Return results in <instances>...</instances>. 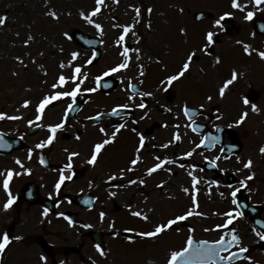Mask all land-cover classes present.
<instances>
[{"label":"snow or ice","instance_id":"1","mask_svg":"<svg viewBox=\"0 0 264 264\" xmlns=\"http://www.w3.org/2000/svg\"><path fill=\"white\" fill-rule=\"evenodd\" d=\"M119 3L120 0H112L113 5H118ZM50 5H52V0H43V15L46 18H50L56 24L61 22L62 17L66 16L70 18L73 15L71 10L61 12L54 6L50 7ZM142 7V4L137 3H130L128 5V8L134 13L129 23L121 24L117 22L115 16L111 17L112 23L110 24V28L115 30L116 33L111 41L112 46L117 51V61L114 64L101 68L99 73L93 74L90 66H95L94 61L97 60L99 55L95 49L90 54L83 50L71 49L67 52V56H64V45L53 44L52 47L64 58L57 61V72L51 83L47 79L41 80V84L47 85L48 90L37 98V102L34 105L31 98L22 99L14 109L15 114L0 110V121H22L25 119V113L22 110H31L33 117L27 119V126L29 128L44 130L46 136L27 150L26 160L32 161L34 153H37L38 163L46 167L49 163L46 155L37 150L51 151L60 139L59 134L67 132L68 127H75V125L69 123L68 116L69 113L82 110L78 105V98H82L83 102L88 104L92 100L90 94L98 93L101 87H111L110 82H105V78L116 76L122 84L126 83V87L123 89L126 94L125 102L112 106L108 112L97 111L95 115L84 117L85 120L93 122V127L96 128L100 135L96 140L88 144L83 163L92 169H96L100 165L103 153L107 151L108 147L117 142L122 131H128L134 134L137 142L124 165L119 166L115 171L110 170L105 173V179H103L102 183L106 185L104 192L107 195V199L115 200L119 197L120 190H128L135 187L141 190L139 191V195L142 197L140 203L147 206L150 196L146 195L142 189L148 186L149 178L161 171L168 173L169 177L176 175L177 173L173 171L174 166L183 170L188 178L187 186L181 185L179 191L189 199L190 204L178 214L154 221L152 219V215L156 211L154 207H147L145 211L143 207L134 205L133 203H126L124 208L127 210L129 216L149 225L145 229H137L135 227L117 229L115 218L110 217L109 213L103 208L97 210L99 222L104 224L107 218L108 231L113 239L122 238L129 245L135 244L137 239L155 243L170 232L181 233L183 231L181 227L182 222L188 221L190 218L200 217L204 219L208 217V213L197 210L199 209L197 196L200 192L198 186L201 183L206 185V194L209 198L213 194L214 187L219 190L223 186L229 191L227 194L224 191H218L219 197L229 200L230 205L234 207H229L222 211H214L212 215L221 217L222 222L215 224L213 227L203 228V232L205 233L219 231L218 238H197L196 228L188 226L181 245L179 247L170 246L167 249L164 264H237L238 261H243L245 264H262L260 260L247 255L249 245L244 243V238L239 234L238 228L234 226V222L245 218V211L242 209L248 207V205H241L238 201V193L242 190H246L249 193L258 191V189L254 190L250 187V182L254 181L257 176L254 159L252 155L242 157L232 152V149L236 147L234 144L229 146V151L232 152L231 156L225 155L222 147L219 149V154L214 156L205 155L201 149H215L221 138L218 135L204 133L202 131L204 125L198 124L196 121V117L205 116L204 110L208 104L214 105L215 121H223L225 116L221 112L222 102L228 98L229 93L234 92L236 85L246 78L247 72L243 69L232 67L228 77L217 83L215 94H206L203 98L204 102L196 107L191 106L188 98H184L179 103L169 106L168 104L161 103L158 95L160 93H169L174 85L188 79L191 76L193 65L196 61L201 60L202 57L212 58L211 67L213 69L221 65L223 59L220 54H217L216 48L222 43L221 35H227L229 32L227 26L229 18H234L239 12L242 14L241 19L243 21H253L258 12L264 11V0H229L230 10L221 12L215 18H212L209 23H203L207 17L204 12H200L194 17L196 25L180 26L178 31L183 38L182 42L185 48L179 62L172 65L174 67L173 71H169L170 64L165 63L160 55H156L155 57L152 55L147 56L149 66L153 63L161 65L164 72V75L158 79L155 86L150 90L142 87L145 84L144 77L147 74V69L143 62L144 52L141 46L143 36L136 31L137 26L144 20ZM170 7L172 6L170 5ZM174 7L181 15L185 13V7L179 4L174 5ZM103 9H107L109 12L113 10L107 3V0H94V6L90 10L83 8L77 10L79 18L86 24L94 27L97 34L102 37L100 40L101 44L106 43L103 37L107 35L103 23L99 21V17L103 14ZM153 11L154 9L151 5L144 9L148 17L144 23V27L149 32H151L153 26L151 20ZM8 22L7 13L0 14V30L4 29ZM33 23L29 22L26 25L28 31L20 45L24 49H29L37 41V35L31 30ZM198 25L203 26L198 27ZM260 27L264 29V25ZM60 35L67 40H72L73 38L68 30L62 31ZM250 35L255 39V32H252ZM14 36L19 38L21 33L16 31ZM129 36L133 39L136 47L129 46L127 42ZM43 38L45 40L48 39L47 36ZM88 43L94 44L95 41H89ZM233 43L240 46L243 54L247 57L251 58L255 55L260 61H264V49L257 48L253 43L242 39H236ZM11 46L17 47L15 40ZM166 47L171 52V45H167ZM25 55L30 58L27 62L24 55L13 56V60L18 67L11 69V77H20L21 70L30 71L29 63L36 65L37 70L43 77H48V68L45 67L44 63H40L38 59L45 56L43 50H38L36 56H32L30 51L25 53ZM133 66L136 69L134 75H127ZM199 71L207 75L203 66L199 67ZM24 91L32 92L31 85L26 86ZM147 98H151L152 103L163 113L169 114L171 121H174L164 120L160 124L161 128L170 130L169 137L162 143H151V148L159 151L179 148L185 142L188 145L186 149L179 152V155L173 153L172 155L161 156L156 154V152L151 153V164H146L142 153L151 141L156 140V137H148L139 129V125L142 122L153 118V108L149 105ZM256 99L257 97L255 96L250 97L249 94L241 92L237 98L239 105L237 113L228 121L226 127L229 129L240 128L245 125L251 114L258 116L264 112V109L254 102ZM57 102L65 105L60 118L56 121L45 122L46 110L50 106L55 107ZM134 113L136 114L134 115ZM106 115L119 117L121 122L112 124L110 127H105L100 118ZM205 118L207 117L205 116ZM129 122L132 125L131 127ZM76 123H80V121ZM223 127L220 123H213V128L217 132L222 131ZM83 128L87 131L88 125H83ZM245 135H247V132H245ZM23 138V136L20 137L21 140ZM73 139L77 144L83 143L84 133L77 129ZM5 147L10 148L11 145L0 134V148ZM61 151L64 153L66 162L58 168L53 169L56 177L52 183L53 191L49 193L50 199L60 197L62 188L66 187L68 182H74L78 176L75 164L76 160L82 156L81 150L77 147L63 146ZM258 152L261 157H264V144L259 146ZM194 156L201 157L205 162H210L212 168L219 169L221 172L226 171V169L221 168L219 162L231 160L234 156L236 164L239 165L235 169V172L241 174L238 183L235 185L231 183L222 185L216 179L209 180L204 176L198 175L197 170L203 172V168H200L196 163L183 162ZM13 163L15 167L0 169V189L5 194V198L0 202V215H6L15 211L14 206L17 205L19 196L14 194L11 189L14 177L31 175L33 171L32 168L27 166L25 160H22L20 157H15ZM140 165H145L142 175L128 178L129 174H135L141 170ZM116 181L120 182L114 183ZM168 183L169 180L161 179L154 185V188L163 190ZM87 187L93 189L99 188L100 185L96 184L95 179H89ZM177 198L171 191L165 194V199L175 200ZM99 200L100 197L95 196L84 199L83 204L89 206L88 211H92L95 207V202ZM65 201L68 204L72 203V200L65 196L63 200L57 201L55 207L59 208ZM50 213L51 210L48 207H44L40 212L41 218L39 223L44 224L45 221L51 223V220L48 219ZM55 215L57 218L64 219L70 228L77 227V222L64 211L56 212ZM255 225L264 227V220H256ZM255 225L251 228V231L258 237L259 241H264V231H258ZM79 226L84 229H92L94 227L92 223H82ZM24 240L25 236L23 234H11L9 230H0V264H3L4 258L7 252L11 250V247ZM94 249L100 260L109 261L112 255L111 249L103 247L102 242L95 243ZM88 259L91 264H99V260L92 256H89ZM38 264H49L48 257L43 252L38 255ZM58 264H67V261L60 259ZM148 264H155V261L149 260Z\"/></svg>","mask_w":264,"mask_h":264},{"label":"flooded vegetation","instance_id":"2","mask_svg":"<svg viewBox=\"0 0 264 264\" xmlns=\"http://www.w3.org/2000/svg\"><path fill=\"white\" fill-rule=\"evenodd\" d=\"M165 49L168 52L169 55V64L170 66L174 65V55L171 52L168 51L167 45H165ZM134 55V54H133ZM144 54V58H145ZM154 57V56H153ZM146 63L145 59L143 61ZM229 64V63H228ZM228 64H221L220 70L216 72L217 76L213 78V83L217 85V83L220 80H223L228 77L229 72L232 67H236L239 69H243L247 72V76L245 79L241 80L235 87L234 92L228 94V98L222 102L221 106V112L224 113L225 119L223 121H215V112H214V105L208 104L206 105V108L204 110L205 116H199L196 117V121L198 124H203V132H214L217 131L215 128H213V123H220L222 124L223 130L220 132H217L216 135L220 136V142L216 146L215 149L207 150V149H201V151L204 152L205 155H216L219 154V149L222 147L224 149L225 155H232V152H235L242 157H247L248 155H252L258 150L259 146L261 144H264V112H262L260 115L251 114L250 118L246 121L245 125L241 126L240 128H234L229 129L226 127V124L230 119H232L236 113V103H238V96L241 92L245 94H249L251 96L257 97V99L254 101L258 103V105L264 109V101L261 103L262 98L264 97V68L261 69H248V62H244L239 59L238 56H236L235 60ZM228 68V70H227ZM147 74L144 77L145 84L142 86L145 89H152L155 84L157 83L158 79L163 76L160 75V72L157 70H153L151 66H146ZM174 70V69H173ZM136 69L133 66L131 71L127 73V75H134ZM171 71V70H170ZM135 82V81H134ZM210 83L206 84H211ZM120 86H122L120 88ZM120 86L115 89V93L117 92V96L114 97L115 100H118L117 103H103V106H97V104L91 103L89 105V108L87 110L83 108L76 120L69 121L70 124L75 125V127H68L67 132L60 133V140L63 144H66L65 146L70 147H77L81 150L82 156L76 160V171H77V178L74 182H72V188L74 192L72 194H69V192L63 191L60 197H56L53 199L49 198V193L53 191L52 189V175H56V173L53 171V169L58 168L61 166L65 161L64 153L60 150L59 152L62 154H58V150H51V151H45L40 150L42 154L46 155V158L48 159L49 163L46 167H43L42 171L35 174H41L42 176L40 178H37L35 180L29 179L26 183H35L38 187V196L37 201L41 202V204L44 202L45 204H48V208L51 210L50 216L48 219L51 220V223H48L45 221L44 224H40V212L44 208L42 205H34L26 208V210H30L35 208L32 215L27 216H21L17 215L16 219L17 222L21 218H25L26 222L29 223V228L27 232L28 236V247L32 249V247L41 249V244L44 245V255L48 257L49 262L52 264L54 262H58L60 259H64L67 261V264H77V262H80L81 264H91L88 257L92 256L99 261L100 258L95 253V249L92 250L90 247H86L85 239H87L88 233L92 229H84L80 227L79 225L82 223H92L95 224L96 222H99L98 220V209L103 208L109 213V216L112 218H115L116 221L121 222H129L132 226H135L136 223H139V229H145L148 228L149 225L145 224L143 221H140L137 218H133L128 215L127 210L124 208V205L126 203H133L134 205H138L140 207H143L145 211L147 210V207H154L155 213L152 215V219L159 220L162 218L170 217L174 214H178L182 212L187 206H189L190 201L185 195L179 191V188L181 185L187 186L188 184V178L186 177L183 170L175 168L173 166V171L177 173L176 175H172L169 177V174L166 172H159L158 174H154L153 177L149 178V184L148 186L152 187H146L145 189L150 190L145 192L146 195L150 196V200L147 206L141 204L142 197L139 195L140 189H136L133 187L132 189L128 190H120L119 197L115 200H108L107 195L104 192V188L106 185L102 183L103 179H105V173L107 171H115L119 166H122L126 163L128 160V157L131 155L133 147L136 145V137L134 134L128 132V131H122V133L119 136V139L117 142L109 146L107 151L103 153V159L100 162V165L96 169H92L90 166L83 163L84 156L87 152V146L90 142L96 140L100 134L97 132L96 128L93 127L92 121H87L84 119L85 116L89 115H95L97 111L102 112H108L110 108L118 103L125 102L126 94L123 91V89L126 87V83L120 84ZM193 90V88L191 89ZM199 93H195L198 96H191L190 88L187 86H176L170 90L169 93L164 94L160 93L158 95V99H160L161 103L168 104L169 106L175 105L179 103L184 98H188L191 106L196 107L200 103H203L204 96L208 93H212L213 89L211 87H204L199 89ZM214 89V94H215ZM113 94V96L115 95ZM231 95V100L230 96ZM105 96L109 97L110 94H106ZM112 96V95H111ZM149 105L153 108L152 113V119L148 121H144L139 125L140 131L144 132L146 136L151 137L155 136L156 140L151 141L147 146L146 150L142 153L146 164L152 163L151 153L156 152V154H159L161 156L163 155H172L175 153L176 155H179V152L181 150H184L188 147L187 142L181 144L179 148H172L169 150H155L151 148V143H162L164 142L170 134V130L163 129L160 127V124L164 120L171 121V117L169 114L163 113L161 110L157 108L155 104L152 103L151 98H147ZM85 113H89V115H86ZM138 113V110H137ZM136 113H134L135 115ZM107 116V115H106ZM183 118V117H182ZM77 121H80V123H76ZM103 122L105 127H110V125L121 122L119 117L116 118H107L105 120H101ZM88 125L87 131L83 128V125ZM130 124V122H129ZM132 125L130 124V127ZM79 130L84 133V138H86L84 144L82 143L77 144L74 142V134L76 130ZM245 132H247V135H245ZM241 142V145H240ZM77 144V145H76ZM240 145L241 148L239 151H229L230 145ZM257 144V148L252 149L254 145ZM22 152H15L14 154H20ZM256 161V158H254V162ZM184 163H196L199 165L200 168H203V172H199L197 170V174L200 176H204L206 179H216L221 182L222 185L226 184H237L238 180L241 177V174H237L235 172V169L239 167V165L236 164L235 158L231 160H222L220 161V167L226 169V171L221 172L219 169L209 167L207 168V164H210V162H205L201 157L194 156L192 158H189L188 160L183 161ZM145 165H140V171L136 172L135 174H129L128 178H134L135 175H142V170ZM166 167H168L166 165ZM255 171L257 172V176L254 181L250 182V187H252L254 190L258 189V191H254L252 193H249L246 190H242L240 193H238V201L241 203V205H248V207L243 208L242 210L245 211V218L239 219L238 221L234 222V226L238 228V231L240 233L241 229H243L247 234L252 235L254 234L251 231V228L253 227L252 224L255 225L256 220H264V172L262 173L260 169L257 168V165H255ZM85 173H88V178H82L79 179L80 176L85 175ZM89 179H95L96 184L100 185L99 188H93L89 189L87 187V182ZM161 179H167L169 180V183L166 185V187L163 190L156 189L154 185ZM45 180V182H42ZM80 180V181H79ZM120 181H116L114 183H119ZM25 183V184H26ZM78 183V184H77ZM69 184V183H68ZM67 184V185H68ZM200 192L197 196V199L199 201V204L205 203L206 200L211 202V204H215L217 208L212 207V213L214 211H222L226 210L229 207H234L230 205L229 200L223 199L219 197L218 191H224L226 194L229 191L225 187L219 188L217 190L215 187L213 188V194L211 198H209L206 194L207 188L206 185L201 183L199 186ZM67 188V186L65 187ZM83 189V191H81ZM171 191L175 196L178 198L175 200H168L165 199V194L167 192ZM83 194V195H80ZM87 195L88 197H95L99 196L100 200L95 202V207L92 211H88V209H84L78 202L77 199ZM67 196L69 199L72 200L71 204H68L66 201L60 205L59 208L55 207V204L59 200H63L64 197ZM21 199L19 195L18 201ZM35 200V199H34ZM103 202V203H101ZM176 207H179L177 210ZM74 211H73V210ZM72 210V211H71ZM27 211V212H28ZM59 211H64L66 214L68 212H73L72 215H70L74 221L77 222L76 228H69L66 229V232L71 234V242L70 239L65 236L64 240V228L65 224L63 222L62 218H57L55 213ZM165 211V213H164ZM177 211V213H175ZM87 212V213H86ZM69 215V214H68ZM216 217V216H215ZM191 219L188 221L182 222L181 227L183 231L179 234L176 232H170L176 235H180L184 237V234L187 233L188 226L191 225ZM218 222H222V218L217 216ZM107 222V218H106ZM220 222V223H221ZM258 231H264V227H261L260 225L255 226ZM222 231V230H221ZM103 236L108 238L112 237L110 232H102ZM219 231L216 232V237L218 238ZM203 238L205 235H202ZM79 246L81 249L78 253H75V247ZM253 247V245H251ZM251 246L249 245V250L251 249ZM255 248H258L263 255H264V242H259L255 246ZM254 248V249H255ZM85 249V255H81L80 252H83Z\"/></svg>","mask_w":264,"mask_h":264},{"label":"rangeland","instance_id":"3","mask_svg":"<svg viewBox=\"0 0 264 264\" xmlns=\"http://www.w3.org/2000/svg\"><path fill=\"white\" fill-rule=\"evenodd\" d=\"M107 3L110 5V7L113 9L111 12H109L107 9H103V14L99 17V21L103 23L105 27V31L107 33L106 36L103 37V39L106 41L105 44H102V50L103 55L99 62L94 66L90 67V70L93 74L99 73L101 68H104L108 65H112L117 61V51L112 46L111 39L115 36V30H112L110 28V24L112 23L111 17L115 16L117 18V22L124 24L129 23L131 21V17L134 15L131 9L128 8V5L130 3H137L142 4V12L144 13V20L137 26L136 31L139 32L143 36L142 40V48L145 52V54L156 56L160 55L165 63H168L169 55L168 52L165 49L164 44L167 42V39L170 41H173L176 45V50H173L172 53L175 56L174 64L178 63L180 60V57L183 53V50L185 48V45L183 44V38L179 34V27L183 25H189L194 26L196 25L191 16L193 12H197L200 10L213 12L215 17L220 14L223 11L230 10L229 9V0H120V3L118 5H113L112 0H107ZM181 5L185 7V10L188 14H186L185 11V21H182L184 15H181L174 5ZM43 0H0V14L7 13L9 22L7 26L0 30V110L7 111L10 114H15L14 109L18 105L20 101L24 98H31L33 101V105L37 102V98L41 96V94L48 90L47 85L41 84V80L47 79L49 83L52 82L53 78L56 75L57 72V61L59 59H62V57L55 48L52 47L53 44H63L65 47V53L64 56H67V52L71 49H78L70 40L65 39L63 36L60 35V33L64 30H68L69 32L73 29H78L82 32L89 33L91 35H97L100 39V37L97 34V31L94 29V27L86 24L84 21H82L79 16L77 15L78 9H85L90 10L94 6V0H52V5L56 9L60 10L61 12L71 10L73 12L72 17H62V20L59 24H56L54 21H52L50 18H46L43 15ZM151 5L154 9L153 14L151 16L152 20V30L149 32L145 27L144 23L148 19L146 12H144V9H146L147 6ZM170 5L172 7H170ZM242 14L237 13L234 18H230L233 20L235 25L238 26L239 31L232 32L231 34H228V36H224L222 38V43L216 48L217 54H220L221 56L224 55H234L242 53V50L240 46L234 45L233 41L236 39H242L246 42H249V32H250V26L248 27L249 21H243L241 19ZM256 16L264 18V11L258 12ZM29 22H34L32 26V31L37 35V41L33 43L29 49H24L20 47L22 40L25 38V35L28 31L26 25ZM209 22H204V24H207ZM245 23V24H244ZM203 26V25H201ZM199 27V25H198ZM16 31H19L21 33V36L19 38L14 36V33ZM47 36L48 39L45 40L43 37ZM130 39V40H129ZM15 40L17 47H12L11 44ZM129 40V43L131 45H135L133 42V39L129 36L127 38ZM170 44H172L170 42ZM260 43L255 46L259 48ZM38 50H43L45 53V56L43 58H38L40 63H44L45 67L49 70L48 77H43L40 72L37 70L36 65H32L29 63V69L28 70H21V75L18 78L11 77L10 71L14 67H18L16 63L13 60V56L15 55H24V58L27 61H29V57L25 55L27 52H31L32 56H36ZM79 50V49H78ZM148 50V51H146ZM181 51L182 53L177 54V52ZM226 57L225 61H234V58ZM204 62H207V64H200L195 62L191 69V76L187 81L189 82L190 79L192 81V84L196 85H203L200 84L203 82L210 83L212 80L213 83V76L215 74L213 69L211 67V60L204 59ZM230 65V63L228 64ZM203 66L205 69V72L207 75H204L200 73L199 67ZM155 68H157L155 66ZM174 67L172 66L173 71ZM255 69H259L258 66H255ZM119 80V79H118ZM185 81V80H184ZM182 81L180 84H177V86H185V82ZM120 82V81H119ZM121 84V82H120ZM119 84V86H120ZM28 85H31L32 92H25L24 88ZM118 86V87H119ZM122 86H120L121 88ZM214 94V87L212 88ZM115 93V92H113ZM112 95V96H111ZM92 100L89 103L97 104L98 106H103V103H117L118 100H115L114 97L117 96V92L113 96V94H110L109 97L104 95H99V93H93L91 94ZM231 100V95L229 96ZM264 101V97L261 100V103ZM87 104L85 106V109L89 107L90 104ZM236 103V108L238 109L239 105ZM65 107L64 104L57 102L55 107H51L46 110V118L45 122H52L56 121L60 118L62 114V109ZM25 113V119L22 121H0V131L3 133H6L10 136L14 135H22L26 142H28V145L31 147L34 146L35 143L39 142L40 139L44 138L46 136V132L43 130L42 132H39L35 137L27 138L24 136V130L28 129L27 126V119L33 117V112L31 110H22ZM86 115H89V113H85ZM60 136V135H59ZM99 137V136H98ZM96 137V138H98ZM86 138H84V141L82 145L84 144ZM66 144H63L61 140L56 143L55 147L52 149L58 150V154H62L59 151L63 146ZM77 145V144H76ZM257 144L252 147V149L256 150ZM39 152V150H37ZM26 153L23 152L20 154H14L10 157H2L0 156V169L4 168H10L15 167L13 160L15 157H20L22 160H25L28 167L32 168V174L31 175H23L20 177H14L12 183H11V189L14 194H19L22 186L29 180V179H37L40 178L41 174H35L42 171L43 167L38 163L37 159V153H34L33 160L27 161L26 160ZM253 159L256 158L255 165H257V168L261 170V172H264V157H261L259 155L258 150L254 154H252ZM35 172V173H33ZM56 175H52V183L55 179ZM88 178V173H85V175H82L79 177V179ZM262 179H264L262 177ZM80 181V180H79ZM42 182H45L43 180ZM78 184V183H77ZM152 187V186H148ZM72 188V183L67 185V188H64L63 191L65 192H73L74 190ZM150 190L144 189V192H147ZM164 191V190H163ZM155 189V193H156ZM5 198V194L3 193V190L0 189V202L3 201ZM215 204H211L208 200H206L205 203L199 204L198 211H202L205 213H208L207 218H200V217H193L191 219L192 227L196 228V236L201 237L202 235H206L208 238H214L216 236V232H203V228L205 227H213L215 224L220 223L218 222L217 216L212 215V207H215ZM26 205H23L21 201L18 202L16 206H14L15 211L10 212L6 215H0V230H9L8 223L10 222L11 217L14 216V212L17 211L18 214H23L24 216L26 214L32 215L33 210H26ZM177 210L179 207H176ZM217 208V206L215 207ZM218 209V208H217ZM28 211V212H27ZM165 213V211H164ZM177 213V211L175 212ZM16 219V218H15ZM14 220V219H13ZM18 226L16 228V234H25V231L30 230L29 223L26 222L24 219H22V222H17ZM119 227H121V222L116 223ZM101 225V224H99ZM103 226V229H107L108 225L107 222H105ZM68 227V226H66ZM105 227V228H104ZM244 238V243L247 245H253L251 246V249L249 250V255L255 257L257 260H260L262 264H264V255L258 251V248H255L259 242L258 237L255 234L249 235L247 234L243 229H241L239 233ZM68 235V236H67ZM65 236H67L68 239H70L71 242V234L67 233L64 230V240ZM163 240H160L159 243L164 245L165 253L167 249L170 246L179 247L183 241L182 236L176 235L173 233H169ZM28 241V240H27ZM26 243V240H25ZM25 243L22 244H14L9 252V254L5 256L3 264H38L36 259L31 257V253L33 256L37 254V251L33 250L30 252V248L27 249V247H23ZM86 244L87 241H86ZM108 248L111 249L112 255L109 259V261H103L102 264H141V260L143 261V256L138 257L136 254L139 250L136 245H129L126 241L125 242H118V240L115 239H109L108 240ZM157 248H160L159 246ZM255 248V249H254ZM156 249V248H155ZM261 254H259V253ZM151 254V255H148ZM144 253V261L142 264H148L147 260H153L157 263H163V260L165 258L160 257V259H157L156 255H152V252L150 253ZM155 257V258H154ZM245 264V262L241 263Z\"/></svg>","mask_w":264,"mask_h":264},{"label":"water","instance_id":"4","mask_svg":"<svg viewBox=\"0 0 264 264\" xmlns=\"http://www.w3.org/2000/svg\"><path fill=\"white\" fill-rule=\"evenodd\" d=\"M205 16H207V15L205 14ZM72 37H73V39H75L79 43H81V45H83V47H85V48L90 47V46L95 47V46L98 45L97 39L92 38V37L87 36V35H84V34H81V33L77 32V31H74L72 33ZM89 41H95V43L94 44H89L88 43ZM114 85L115 84L113 82H111V87H114ZM78 105L79 106L81 105L80 101H78ZM4 140L7 141V143L10 144L11 147L10 148L9 147L0 148V153H8V152H11L13 149H16V148L20 147L16 140L9 139L6 136H4ZM33 194L35 195V189H33ZM93 241L94 242H98V239L96 238V236L95 237L93 236Z\"/></svg>","mask_w":264,"mask_h":264}]
</instances>
